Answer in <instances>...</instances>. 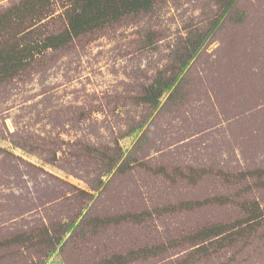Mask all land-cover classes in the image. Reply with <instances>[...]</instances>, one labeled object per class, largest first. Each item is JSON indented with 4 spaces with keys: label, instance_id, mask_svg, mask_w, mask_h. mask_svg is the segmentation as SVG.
Segmentation results:
<instances>
[{
    "label": "rangeland",
    "instance_id": "374dc122",
    "mask_svg": "<svg viewBox=\"0 0 264 264\" xmlns=\"http://www.w3.org/2000/svg\"><path fill=\"white\" fill-rule=\"evenodd\" d=\"M74 1L0 0V49L37 48L0 82V264H264V0H156L39 52Z\"/></svg>",
    "mask_w": 264,
    "mask_h": 264
},
{
    "label": "trees",
    "instance_id": "16d2710c",
    "mask_svg": "<svg viewBox=\"0 0 264 264\" xmlns=\"http://www.w3.org/2000/svg\"><path fill=\"white\" fill-rule=\"evenodd\" d=\"M29 0H26V2ZM156 0H75L74 6L71 9V13L66 15L67 18V29L57 35L47 37L42 43H38L39 52L54 48L57 49L61 46L67 44L72 38L90 32L93 29H96L100 25L108 21H118V18L125 14H136L139 12H148L151 10L152 5ZM235 0H228L225 5L224 13L221 17H225L227 13L228 17H232V12H234V2ZM30 11V8L23 9V11H17L14 13L18 18L23 20L26 17V13ZM230 14V15H229ZM236 17H234V22H241L243 19V14L235 12ZM234 14V15H235ZM13 15V12L10 13ZM1 19V18H0ZM3 22V21H0ZM1 26V25H0ZM213 31V30H212ZM212 33V32H211ZM210 37V36H208ZM207 36L203 37L200 45L205 43L208 39ZM193 41V40H192ZM189 44V43H188ZM190 45L187 48V52L190 54V58L194 57L195 54L199 51L200 45L190 41ZM20 47V49H19ZM36 46L32 47L18 46L12 47L8 50L0 49V82L5 78L12 77L19 69L24 68V62L31 57V54L36 51ZM186 63L180 64V69H185ZM178 80V78L173 77L171 81L157 79L146 91L149 94H146L143 100L149 104L157 105L161 96L169 91L172 88V85ZM198 205V204H196ZM189 203L181 205V208H188ZM192 206V205H191ZM255 207V206H254ZM253 210V209H251ZM250 211V210H249ZM254 211H251L253 213ZM264 213L258 212L257 215H254V218L251 221L259 223L262 219ZM258 220V221H257ZM119 221V219H118ZM256 221V222H255ZM239 223V222H237ZM236 225H229L225 227L223 225L212 226L205 228L198 232L194 239H203L208 237H228L234 231ZM17 242V239H15ZM218 245L221 242L218 240ZM6 243H10L7 241ZM58 243V241H56ZM51 251L49 255H51ZM142 253H146L145 250H142ZM116 258V257H115ZM116 260V259H115ZM114 260H108L106 264H113ZM119 262V261H118ZM121 262V261H120Z\"/></svg>",
    "mask_w": 264,
    "mask_h": 264
},
{
    "label": "clouds",
    "instance_id": "9594fccd",
    "mask_svg": "<svg viewBox=\"0 0 264 264\" xmlns=\"http://www.w3.org/2000/svg\"><path fill=\"white\" fill-rule=\"evenodd\" d=\"M240 23V22H239Z\"/></svg>",
    "mask_w": 264,
    "mask_h": 264
}]
</instances>
